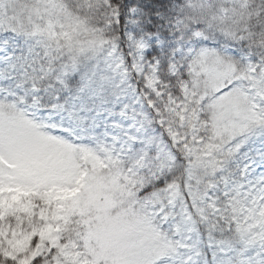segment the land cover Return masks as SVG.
<instances>
[{"label": "snow or ice", "instance_id": "snow-or-ice-1", "mask_svg": "<svg viewBox=\"0 0 264 264\" xmlns=\"http://www.w3.org/2000/svg\"><path fill=\"white\" fill-rule=\"evenodd\" d=\"M0 264H264V0H0Z\"/></svg>", "mask_w": 264, "mask_h": 264}]
</instances>
